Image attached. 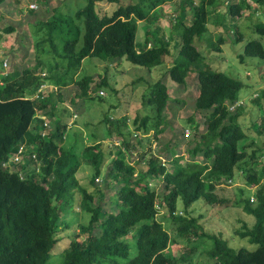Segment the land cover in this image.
<instances>
[{
    "label": "trees",
    "instance_id": "1",
    "mask_svg": "<svg viewBox=\"0 0 264 264\" xmlns=\"http://www.w3.org/2000/svg\"><path fill=\"white\" fill-rule=\"evenodd\" d=\"M6 1L0 0V5ZM12 1L20 3V0ZM34 1L37 4L33 2L35 7L28 6L29 13L37 15L36 9L39 5L45 6L47 0ZM102 1L113 4L112 11L102 8ZM168 1L172 0L127 3L123 0H86L85 5L72 14L60 12L54 6L45 19L34 20L31 37L36 40L35 61L22 69L4 70L0 80V264H47L59 241L56 231L61 215L70 212L74 202L88 214V221L78 224L79 230L60 251L59 264H186L187 260V264H193L192 256L197 247L184 246L176 255L173 252L176 235L186 243L203 237L212 241L211 246L203 250L204 264H264V183H260L264 165L261 167L258 160L264 154L260 150H253L251 154L246 152V147L253 141L245 145L252 136L238 122L240 115L247 114L244 109L240 111L242 104L238 103L244 83L212 69V61H204L195 42L196 37L208 30V18L215 9L216 0H198L197 3L183 0L189 6L190 17L183 5L184 9L172 20L178 37L173 43V64L165 69V74L177 85L185 83L188 73L196 75L194 105L195 111L205 112V131L198 130L196 120L190 115L183 120L173 114L170 118L173 123L168 122L166 111L183 100L171 96L166 83L157 80L143 96V101L146 100L143 105L153 110L152 120L147 112L131 114L129 106L128 110L124 106V112L116 116L98 118L96 126L104 130L101 137L90 132L93 124L84 123V130H88L86 137L93 143H84L81 134L82 144L73 139L67 140L72 142L68 146L64 144L66 130L73 122L61 116L69 112L66 107L59 117H55L61 102L54 101L53 97L57 94L60 98L61 89L72 82L78 90L75 96L81 97L83 103L96 95L102 101L104 89L100 87L108 85L106 76L94 87L91 86L93 75L73 78L86 57L107 64H114L113 61L118 64L124 58L149 71L164 64L165 57L170 54L172 37L166 38L159 27L146 30L144 40L140 41L137 31L139 21H150L155 17L150 11ZM248 1L227 0L225 14H220L222 24L227 20V29L244 16V10L250 9ZM254 1L264 3V0ZM237 29L235 39L239 41L243 37ZM12 30L11 26L4 28L7 32ZM252 31L264 36V22L253 23ZM224 42L225 37L218 36L217 42L211 43L209 52L222 51L220 45ZM44 46H48L47 49ZM43 54H50L49 59L42 57ZM245 56L264 59V46L258 40L247 41L238 57L243 61ZM4 60L1 65L5 69L7 62ZM102 69L105 72L106 65ZM53 86L58 91L45 92ZM262 97L264 90L257 92L251 101L260 104ZM71 104L76 103L71 101ZM74 109L78 111L76 105ZM166 127L173 129L174 138L165 144L167 154L162 161L161 154L151 151L147 132L153 130L157 135ZM184 128L200 133L199 139L189 140ZM254 129L264 135V113ZM133 132L136 133L134 142L130 138ZM112 134L120 136V140L114 151L107 149L111 154L104 184L114 187V193L107 195L113 203L107 210L101 204L93 203L95 192L98 197H104L102 187L99 185L91 192L79 184L76 173L85 161L92 169L89 182H95L107 154L102 141ZM183 145L189 146L187 152L194 159L190 156L185 161L182 155L179 156ZM129 153L137 155L133 164L127 160ZM197 155L201 161L197 160ZM14 156L19 158L14 160ZM236 167L246 173V183L259 184L254 193L239 199L242 210L254 217V223L248 225L243 221L234 229V234L246 239L253 249L229 246L220 233L207 232L195 217L186 214L191 204L200 198L209 205L226 202L214 189L216 184L231 182ZM112 181L117 187L110 184ZM159 182L163 183L161 191L153 186ZM239 193H243L242 188ZM178 200L185 207L184 214V211L178 213ZM161 207L165 208L171 222L173 236L162 220L156 219ZM136 225L138 227L132 232ZM132 244L136 253L129 256Z\"/></svg>",
    "mask_w": 264,
    "mask_h": 264
},
{
    "label": "rangeland",
    "instance_id": "2",
    "mask_svg": "<svg viewBox=\"0 0 264 264\" xmlns=\"http://www.w3.org/2000/svg\"><path fill=\"white\" fill-rule=\"evenodd\" d=\"M128 1L137 2V0H123V3H127ZM193 1L196 3L198 2V0ZM33 2L36 3L34 0H20V3L17 4L15 1L8 0L0 5V80L3 76L4 70L11 72L16 68L22 69L35 61L37 46L35 45L36 40L31 37L34 20L45 19L48 14L52 13L51 10L54 6L58 7L60 12L72 14L80 7H83L86 0H47L45 6L40 7L39 5L36 9V11L38 10L37 15L35 13H29L28 5ZM40 2H42V0ZM226 2L227 0H216V4L214 5L215 9L208 18V30L200 37H196L195 42L199 45L198 48L202 56H204V61L206 63L212 61V69L225 72L228 75L239 78L243 81L244 86L239 91L238 103L242 104V109H240V111L244 109L247 114L240 115L238 117V122L241 124L243 130L252 136L248 137L245 145H248L249 142L253 141L251 145L246 147V152L251 154L253 150H260L261 153L264 154V135H259L257 133V129H254L255 124L259 123L260 115L264 113V97L260 99V104H254L251 101V98L254 97L257 92L264 90V59L245 56L243 61H240L238 57L240 53H243L244 46L249 40H258L264 46V36L252 31L253 23L257 21L264 22V3L261 4L257 1L249 0L250 9L247 11L244 10V16L237 19L227 29V20H224L223 24L220 21L221 16L225 14ZM183 5L185 6V11H187V17H190V9L186 2H183V0H172L164 3L161 7L154 8L153 11H150V14L155 16L150 21L138 22L137 39L140 41L144 40L143 35L146 30H152L159 27L163 30L166 38L172 37L169 45L170 54L165 57L164 64L154 66L149 71L146 67L134 65L124 58H122L118 64H116V61H113L114 64H107V62L93 57H86L83 59L81 66L76 71L77 74L75 73L73 75L74 79L82 77L86 74L93 75L94 82L90 85L94 87L96 83L100 82V80L106 76L109 83L106 88L102 86L100 87V89H104L102 101H99L96 95L94 99L83 103V99L81 97L75 96L78 90L77 86L72 82L61 89L60 95H58L60 98L57 97V94L53 97L54 101L61 102L64 107L68 109L69 112L65 113V115H61L64 116V119L70 120L71 113L73 117L77 115V117L75 116L72 120V127H69L66 130V139L64 144H67L68 146V144L72 143L67 142L68 139H73V141H77L78 144H82L81 134L84 143H93L92 140H89V138L86 137V132L88 130H84V123L90 122L91 125L93 124L90 128V132L94 131L97 133V136L101 137L103 136L102 131L104 130H102L100 126H96L98 118L105 115L116 116L120 112H124V106H126L127 110L129 106L131 114L133 112H139L144 115L145 112H147L152 120L154 116L153 110L149 106L146 107L145 104L143 105V102L146 101H143V96L148 94L149 86L157 80H161L166 83L171 96H176L177 98H181L183 100V102H176V106H173L166 111L168 115V122L170 124L173 123V119H170L173 114L182 117L183 120H186L184 117L190 115L196 120L198 130L205 131V112L201 110L195 111L194 105V94H196L197 88L196 75L194 73H188L185 78V83L177 85L171 80V78H169L167 73L165 74L167 68L173 64V59L175 58L173 54V43L174 38L178 37L176 35L177 30L172 27V20L179 15L182 9H184L182 8ZM100 6L107 11H112L114 5L109 4V2L102 1L100 2ZM220 14L222 15L220 16ZM6 26H11L13 30L9 32L4 31ZM236 29L243 37V39L240 38L239 41L235 39L237 38V34L235 33ZM220 35L225 37V42L220 45L222 51L214 52L211 50L209 52L211 43H216L217 37ZM59 41V43H61L60 39ZM44 47L47 49L48 46ZM49 55L50 54H43L41 56L49 59ZM3 59H5L4 62H7L5 69L1 65ZM104 65L107 67L105 72L102 69ZM124 85L125 87H123ZM128 85L130 86L126 87ZM112 88H114V90H112ZM51 90L58 91L56 87L53 86L49 89L46 88L45 92L48 93ZM116 90H118V92ZM71 101L76 104L72 105ZM75 105L77 106L78 111L74 109ZM61 106L59 105V108L56 110L57 116L62 113L63 107ZM30 126V131L33 133V124ZM186 129L184 128V134L186 135V131H188L186 136L189 140L192 138L199 139L200 133H194L189 128ZM173 132V129L171 130L169 127H166L164 132L157 135H155L153 130H148L147 132V138L151 141L149 145L151 151L156 154H161L162 161H164L165 154H167V152H165V144H169V141L174 138ZM127 133L128 131L126 130L125 134L127 135ZM135 134L136 133L130 135L133 142L135 140ZM119 140L120 136L112 134L111 137H107V139L102 141V147L106 150L107 154L105 156L101 172L95 179L94 183L89 182L92 177V169L87 162H82L76 173V178L79 181V184L91 192L97 190L96 187H102L101 190L105 193L104 197H98V192H95L93 203L101 204L102 208L107 210L111 209L113 205L111 198L107 197V195L114 193V187L109 188L104 184V179H106L105 172L107 166H109L108 156L111 154L108 153L107 149L111 148V150L114 151L116 146H118ZM170 143L173 144V141ZM240 146L243 147L242 145ZM188 148V145H183L178 153L179 156L182 155L184 157L183 160L185 161L189 160L191 156L190 152H187ZM128 155L127 160L130 161L131 164L137 161L138 158L135 153H129ZM194 158L195 157L191 156V159ZM197 160L201 161L199 155H197ZM258 160L261 161L262 167L264 165V155H261ZM245 175V172L242 173L236 167L231 182L216 184L214 192L219 197L225 198L227 200L226 202L209 205L206 204L202 198H200L191 204V206L186 210V214H190V216L195 217L198 224L207 232L220 233L222 237L228 241L229 246L235 248L244 246L248 249H253L254 246L249 244L246 239L240 238L234 234V229L241 226L243 221L248 225H252L254 223V217L242 210V202L239 203V199L241 200L242 197L245 198L251 193H254L259 184L253 185L251 183H246L244 181V178L246 177ZM261 178L260 183H264V176ZM110 184L115 186L114 181ZM153 186H155V189L158 191L163 189L162 182ZM115 187H117V185ZM240 188L243 189L242 194L239 193ZM176 207L179 211L178 213H181V211H184L183 214L185 213V207L180 200L177 201ZM166 214L165 208L161 207L156 219L162 220L163 226L173 236L171 222ZM159 216H161V218ZM87 221L88 214L82 211L75 202L73 203L70 212L61 215L56 231V236L59 241L54 247L47 264H59L61 259L60 251L67 246L70 237L79 230L78 224L87 223ZM136 227H138V225L135 226L132 232L135 231ZM175 240L176 243L173 252L176 255H179V253L182 252V249L185 248L184 246H196L197 248L194 252L195 254L192 256V263H205V252L203 250L206 246H211L212 241L210 239L203 237L201 239H195L190 243H186L180 235H176ZM135 253L136 248L135 245L132 244L129 256H132ZM185 262L187 264L188 260Z\"/></svg>",
    "mask_w": 264,
    "mask_h": 264
},
{
    "label": "crops",
    "instance_id": "3",
    "mask_svg": "<svg viewBox=\"0 0 264 264\" xmlns=\"http://www.w3.org/2000/svg\"><path fill=\"white\" fill-rule=\"evenodd\" d=\"M61 105H62V106H61ZM60 106H61V107H64V105H63L62 103L60 104ZM58 108H59V106L57 107V109H58ZM55 117H59V116L56 115ZM72 119H73V115H72V113H71V119L69 120V122H72ZM106 165H107V164H106Z\"/></svg>",
    "mask_w": 264,
    "mask_h": 264
},
{
    "label": "built area",
    "instance_id": "4",
    "mask_svg": "<svg viewBox=\"0 0 264 264\" xmlns=\"http://www.w3.org/2000/svg\"><path fill=\"white\" fill-rule=\"evenodd\" d=\"M30 7H35V5L34 4H31ZM18 158H19L18 156H14L13 157L14 160H17Z\"/></svg>",
    "mask_w": 264,
    "mask_h": 264
},
{
    "label": "clouds",
    "instance_id": "5",
    "mask_svg": "<svg viewBox=\"0 0 264 264\" xmlns=\"http://www.w3.org/2000/svg\"><path fill=\"white\" fill-rule=\"evenodd\" d=\"M31 4H33V3H31ZM31 4H29V5H31ZM29 5H28V6H29ZM187 133H188V132H187Z\"/></svg>",
    "mask_w": 264,
    "mask_h": 264
}]
</instances>
